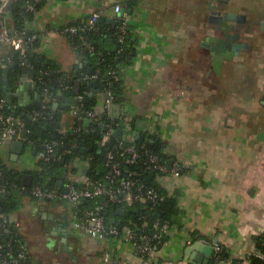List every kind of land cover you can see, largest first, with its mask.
<instances>
[{"label": "crops", "instance_id": "obj_1", "mask_svg": "<svg viewBox=\"0 0 264 264\" xmlns=\"http://www.w3.org/2000/svg\"><path fill=\"white\" fill-rule=\"evenodd\" d=\"M130 2L135 5L130 7ZM212 2L47 0L27 23L31 32L40 35L33 50L37 60L51 62L58 72L74 78L73 94L64 93L69 90L62 87L63 95L57 93L53 100V111L62 114L59 133L70 136L99 129L81 111L85 103L101 108L105 94L96 93L102 90L86 81L76 92L75 82L94 65L59 30L97 15L99 31L105 33L115 23V6L126 10L124 17L137 45L134 60L121 76L124 87L116 89L123 96V112L135 127L138 120L147 121L148 133L142 136L157 134L173 167L181 168L180 177L168 173L157 180L159 188L176 199L179 213L155 264H194L202 255L201 242L219 243L228 260L249 264L264 237V0L216 4L219 10L245 17V24L237 29L241 42L248 45L233 61H225L219 74L213 70L212 51L205 48L214 29L209 24ZM102 48L115 49V45L109 39ZM3 52L11 51L4 47ZM23 68L28 70L29 83H38L30 67ZM21 92L14 88L13 104H22V113L33 110L29 103L36 99L34 92L25 91L24 100ZM70 97L82 103L71 108L64 100ZM55 103L60 104L57 110ZM87 120L92 121L89 126ZM11 157L10 147L0 150L1 161L10 170L32 174L38 168L29 148L18 162ZM81 163L77 164L81 174H68L63 178L65 186L68 178L81 180L86 167ZM12 220L36 264H139L133 246L123 239L93 238L77 230L64 203L23 198ZM57 228L59 235L52 236ZM50 238L56 247L60 244L58 251L48 248ZM106 254L111 256L109 262Z\"/></svg>", "mask_w": 264, "mask_h": 264}, {"label": "built area", "instance_id": "obj_2", "mask_svg": "<svg viewBox=\"0 0 264 264\" xmlns=\"http://www.w3.org/2000/svg\"><path fill=\"white\" fill-rule=\"evenodd\" d=\"M16 0H0V53L4 47H9L11 54H0V70H3L9 66L15 64L14 54H17L22 60L21 66L30 67L25 61L28 52L33 50L34 44L39 41L40 35L31 32L27 23L20 29L16 30L9 23V7L13 5ZM41 0H32L28 4V12L37 14L35 5L40 3ZM123 9L120 4L115 6V21L120 22L117 27L118 41L121 46L126 44V41L132 33L128 21L124 16H121ZM99 21V16L93 15L91 21L87 22L80 28L76 27H63L59 30L61 35H76L84 39V36L93 31ZM83 46L89 52H95V48L88 42H83ZM22 67V68H23ZM31 69V68H30ZM47 75V72H40L36 75L37 82L40 85L43 93L42 108L40 110L33 109L26 111L24 114L30 117V121L27 123L25 119L20 115L14 113V111L22 112L20 109L24 107L22 104L15 106L9 105L7 94L0 91V150L7 148L14 142L20 141V134L22 131L28 132L26 125L28 123H40L46 120L52 111L50 103L54 100V96L48 89H44L46 82L43 76ZM113 82L120 80L118 75L113 72L109 74ZM100 70L98 69L92 75H83L78 80L80 82L95 81L100 79ZM71 74H66L61 80L62 87L65 90L72 89L69 84L73 81ZM109 84H114L111 83ZM116 96L112 92H107L102 101L101 108H95L93 110L83 109L81 114L84 118L91 119L94 124H104L105 130L103 132V139L101 146H105L111 141L113 132L117 129L123 131V136L119 140V144L116 147V155L125 158L127 164H135L140 157V154L134 145L124 147L126 142L134 143V129L131 124V119L127 116L121 117L120 120H116L110 117V108L115 103ZM11 112V113H10ZM79 133V132H78ZM76 133V134H78ZM26 145L31 144L29 139L25 141ZM114 153H109L107 156V166L112 168V176L109 184H104L101 181L93 180L89 177L82 176L81 180L73 181L67 179L65 186L67 192L57 191H45L42 187L36 185L30 188L31 194L38 200L60 202L67 205L70 211V218L77 230L82 232L86 236L93 238H121L126 243L133 246L135 255L139 257V264H155V258L159 251L165 245V235L170 233L172 226L169 224L156 225L151 230V235L138 232L132 228L129 223L121 225L120 221L114 219L115 222L109 223L104 215L105 209L109 204H113L118 209H124L130 211V216L125 218L127 222L141 223L145 220V214L152 210L153 206L159 202H163L164 198L159 196L158 192L153 189L147 188L144 184H141L138 180H134L136 176L135 172H130L123 180H121L118 187L114 186L115 178L121 176V171L114 165L113 160L115 158ZM56 147L53 144H47L44 149L36 154V161L39 163H50L53 160H57ZM86 166L87 162H82L79 166ZM78 168V166H76ZM148 169H154L161 174L173 173L175 176H181V168L173 167L171 170L165 165L161 164L160 160L156 156H151L148 163ZM79 176V173L76 174ZM35 181V180H34ZM34 184V183H33ZM137 188V192L134 193L133 189ZM29 188L23 184L15 181L8 183L3 177V170L0 164V264H36L33 257L26 246L22 232L19 228L13 225L12 217L3 212L2 202L7 196L18 193L19 195H28ZM106 198L108 201H97ZM95 203L92 208H83L82 203ZM152 206V207H151ZM113 220V219H112ZM224 248L219 244H214V255L210 264H232L230 260H222ZM254 256L264 260V255L256 250ZM110 254H106L105 261H110ZM56 264H65L62 261ZM116 264H128L116 262ZM250 264V261H249Z\"/></svg>", "mask_w": 264, "mask_h": 264}, {"label": "trees", "instance_id": "obj_3", "mask_svg": "<svg viewBox=\"0 0 264 264\" xmlns=\"http://www.w3.org/2000/svg\"><path fill=\"white\" fill-rule=\"evenodd\" d=\"M32 0H16L13 4V17L9 18L10 25L16 30L20 29L24 24L30 22L34 19L36 14L29 13L28 4ZM47 0H41L40 3L36 4V10L38 12L46 5ZM130 7L135 5V2H130ZM88 22V21H87ZM87 22H82L78 24H73L67 27L80 28ZM99 21L93 31L88 32L84 39L76 35H66L70 39L72 44L79 49L81 52L85 53L94 65V73L100 70V79L95 83L104 94L107 92H112L116 96L115 103H122L123 96L116 89H111L110 73L115 72L118 78H121L124 69H126L134 60V55L136 52L137 41L133 38V34L130 33L126 44L121 46L118 41L117 27L120 22L114 23L113 27L107 32H100L98 27ZM130 30L132 31L131 27ZM111 39L115 45V49H103L102 43ZM83 42L90 43L94 48L95 52H89L84 48ZM37 47V42L33 46V50ZM4 49V48H2ZM33 50L28 52L26 62L31 68V75L34 73L39 74L40 72H47V75L43 76L46 85L44 89H48L50 93L53 94L54 98L57 96L59 90L62 89L61 80L64 78V73L58 72L57 66L53 63H44L37 60V55L33 53ZM4 55L3 50L1 51ZM11 54V52H9ZM6 55V54H5ZM15 64H21L22 60L17 54H14ZM24 68L13 69L10 75L13 80L17 76H21L24 73ZM84 75V74H82ZM81 76V75H78ZM104 82V83H103ZM117 85L120 84V80L117 82H111ZM71 86L74 85V81L69 83ZM0 91L6 94V85L4 82V72L0 70ZM74 89L65 91L64 93L73 94ZM52 111L50 116L40 122V123H28L26 129L29 130V141L31 144H27V147L31 149L35 155L44 149L47 144H53L56 147L57 160H53L50 163H39L38 168L35 172H31L34 175L35 181L33 186H40L45 191H57L59 178H65L68 174H81L78 168H76L78 163L87 162L89 166L84 169V176L89 177L93 180L101 181L104 184H109L112 176V168L107 166V156L109 153H114L116 147L119 144V138L112 136L111 141L105 146H101L103 139V130L98 129L95 131H82L80 134H72L70 138L61 135L59 133L62 123V114L60 112L53 111V101L50 103ZM85 109L93 110L95 103H85ZM11 113V112H10ZM126 118V117H125ZM129 118V117H128ZM132 127L135 131V123L131 120ZM149 139L150 142L145 140ZM153 141V143L151 142ZM134 145L138 150L140 157L135 164H127L125 158L118 157V160L114 158L113 163L121 171V176L115 178L114 186L118 187L121 180H123L130 172H135L136 176L133 177L134 180H138L141 184H144L147 188L156 190L159 196L164 198L163 202H159L154 205L152 210L145 214V220L141 223L127 222L124 217L117 215L118 207L113 204H109L104 211V215L108 222L111 223L112 219H117L120 221L121 225L129 223L132 228L136 229L140 233L151 235V230H153L156 225L173 224L177 223L178 219V204L175 198L169 197L168 194L159 188L157 180L163 174L154 169H148V163L151 156H156L159 158L161 164L167 167V162L170 160L168 153L164 149V142L158 136L149 135L142 136L139 142L134 141V143L126 142L124 147ZM94 148L93 152H89L84 155L81 152H74V148ZM101 148L100 151L97 149ZM61 160H65L62 164ZM0 164L3 170V177L8 183H13L17 181L18 174L14 170H10L0 159ZM18 182V181H17ZM20 183V182H19ZM31 188V187H30ZM29 188L28 195H19L18 193L11 194L4 199L2 202L3 212L12 217L22 206V199L29 198L31 202H35L38 199L31 194V189ZM133 192H137V188L133 189ZM108 201L106 198L100 199L97 202ZM95 203H82L83 208H92ZM152 207V206H151ZM169 238V233L165 235V242ZM257 250H259L264 255V237L259 239L257 242ZM222 260L229 259L227 251L224 249L222 254ZM250 264H264V260L257 258L252 255L249 258ZM232 264H240L238 261H232Z\"/></svg>", "mask_w": 264, "mask_h": 264}, {"label": "water", "instance_id": "obj_4", "mask_svg": "<svg viewBox=\"0 0 264 264\" xmlns=\"http://www.w3.org/2000/svg\"><path fill=\"white\" fill-rule=\"evenodd\" d=\"M228 0H213L211 3V11L209 16V24L213 26L214 29L211 30V35L209 36V39H207V42L210 44H206L205 48H208L212 51V61H213V70L217 72L218 74L221 71V67L225 61H233L235 57H237L244 49H248V45L241 42V32L237 29L238 25L245 24L244 20L245 17L241 14L232 12V11H223L219 10L217 8L216 4L220 5H228ZM126 13V10H123L121 13V16H124ZM9 17H13V5L9 7ZM21 64H14L12 66H9L5 69H3L4 72V82L6 85V92H7V98L9 101V105H13L14 98L16 94H14V88L15 89H22V92L19 94L20 97L24 100L26 97V94H24L25 91H31L34 92V96H36L35 101H31L29 104L33 106L34 109L40 110L42 108V100H43V93L41 89L38 87V83L30 84L28 81V70L25 69L24 73L21 76H17L14 79V83L12 86V81L10 79V72L13 69L21 68ZM94 73V68L88 69L87 75H92ZM36 73L33 74L35 76ZM125 78H120V82H124ZM98 82V80L95 81H86L85 84H87L89 87H94L95 83ZM104 83V82H103ZM82 86V83L80 81L75 82V90L78 92ZM111 89H120L124 87L122 84H119L116 86V84H111ZM95 91V90H94ZM96 93L103 94V91H96ZM63 91H58V96H62ZM92 97V94H91ZM65 103L72 104L71 108H74L73 106H78L82 103L81 100L75 99V98H65ZM25 104H28V102L25 101ZM60 104L55 103L54 109L57 110L59 108ZM75 106V107H76ZM63 107H66V105H63ZM124 104L123 103H114L110 108V117L116 120H120L121 117H125L127 115L123 112ZM17 115L22 116L25 119V122L27 123L30 121V117L22 112L14 111ZM80 116V115H79ZM129 117V116H128ZM92 123L91 120L86 121V125L89 126V124ZM99 129H102L103 132L105 130L104 124H95ZM96 132V131H95ZM148 133V122L144 120H138L136 122V127L134 131V137L135 141L139 142L142 138L143 134ZM113 135L117 138L121 139L123 136V131L121 129H117L113 132ZM149 135V134H148ZM70 136H67V139H69ZM28 139V132L22 131L20 134V141L12 143L10 146V151L12 153L11 159L14 162H18L21 156H23L26 151L28 150V147L25 143V141ZM158 140H160L158 138ZM147 143L150 142L149 139L145 140ZM153 143V141H151ZM164 149L166 153H168V150L166 146H164ZM98 151L101 150V148L97 149ZM74 152H81L82 154L86 155L89 152H93L94 148H74ZM35 154V153H34ZM115 158L117 161L118 156L116 153H114ZM61 163L64 164L65 160H61ZM174 165V161L169 160L167 162V168L172 169ZM18 178L16 179L18 182H22V184L28 188L32 187L34 183V175L32 174H24V172L17 171ZM58 183V189L62 192H67L65 188V181L63 178H59ZM117 215L128 218L130 216L129 210L124 209H118ZM112 222H115V220H112ZM47 225V224H46ZM59 228L54 229L52 231V236L59 235ZM68 237L69 235L66 234ZM203 249H200V252H202V255H200L197 259H195L194 264H210L211 259L214 254V246L210 245L207 242H201L200 243ZM199 244V245H200ZM49 249L59 250L60 244H57L54 239L50 238L49 240ZM196 249V247H194ZM190 250L187 251L189 253Z\"/></svg>", "mask_w": 264, "mask_h": 264}, {"label": "rangeland", "instance_id": "obj_5", "mask_svg": "<svg viewBox=\"0 0 264 264\" xmlns=\"http://www.w3.org/2000/svg\"><path fill=\"white\" fill-rule=\"evenodd\" d=\"M9 163V162H8Z\"/></svg>", "mask_w": 264, "mask_h": 264}]
</instances>
